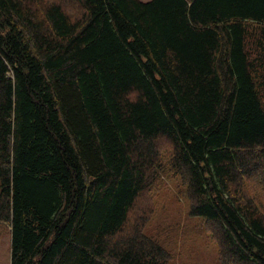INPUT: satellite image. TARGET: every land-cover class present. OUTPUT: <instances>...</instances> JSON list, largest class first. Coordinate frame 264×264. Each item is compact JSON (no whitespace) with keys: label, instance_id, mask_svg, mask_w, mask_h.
I'll list each match as a JSON object with an SVG mask.
<instances>
[{"label":"trees","instance_id":"1","mask_svg":"<svg viewBox=\"0 0 264 264\" xmlns=\"http://www.w3.org/2000/svg\"><path fill=\"white\" fill-rule=\"evenodd\" d=\"M169 174L221 264H264V0H0L10 264H169L134 211Z\"/></svg>","mask_w":264,"mask_h":264},{"label":"rangeland","instance_id":"2","mask_svg":"<svg viewBox=\"0 0 264 264\" xmlns=\"http://www.w3.org/2000/svg\"><path fill=\"white\" fill-rule=\"evenodd\" d=\"M166 145L170 148L167 142ZM175 176L161 175L143 191L134 211L140 215L144 204L151 210L145 232L154 238L158 234L162 247L171 257L169 264H221L217 248L205 232L204 222L188 215L185 185ZM8 230L0 225V264H10Z\"/></svg>","mask_w":264,"mask_h":264},{"label":"bare ground","instance_id":"3","mask_svg":"<svg viewBox=\"0 0 264 264\" xmlns=\"http://www.w3.org/2000/svg\"><path fill=\"white\" fill-rule=\"evenodd\" d=\"M131 240V239H130Z\"/></svg>","mask_w":264,"mask_h":264}]
</instances>
